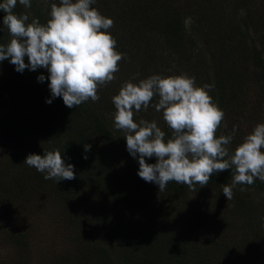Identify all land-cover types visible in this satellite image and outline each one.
Wrapping results in <instances>:
<instances>
[{"label": "trees", "instance_id": "obj_1", "mask_svg": "<svg viewBox=\"0 0 264 264\" xmlns=\"http://www.w3.org/2000/svg\"><path fill=\"white\" fill-rule=\"evenodd\" d=\"M59 2L31 0L30 8L17 3L13 11L46 23L51 4ZM91 7L114 21L108 32L123 54L119 68L134 83L153 74L190 73L199 79L207 55L209 93L224 112L216 136L232 134L235 126L227 145L234 154L247 127L259 123L258 111L264 113V25L254 16L264 15L263 0H95ZM4 15L0 10V44L7 45ZM41 74L43 82L37 79ZM114 75L98 90L99 100L68 108L62 97L46 102L51 98L46 69L17 72L9 60L0 61V140L7 148L0 150L7 152L0 159V191L30 197L34 182H53L82 228L79 264H264V182L237 184L228 201L222 189L231 185L233 169L214 173L195 191L169 182L160 192L145 182L138 156L128 152L125 133L115 128L112 97L122 76ZM157 102L134 110V121L155 120L166 142L173 133L152 106ZM57 149L65 164L74 165L75 179L46 180L24 163L29 154ZM22 243L17 245L28 246ZM58 262L70 264L66 256Z\"/></svg>", "mask_w": 264, "mask_h": 264}, {"label": "clouds", "instance_id": "obj_2", "mask_svg": "<svg viewBox=\"0 0 264 264\" xmlns=\"http://www.w3.org/2000/svg\"><path fill=\"white\" fill-rule=\"evenodd\" d=\"M17 3L31 7V0H2L0 10L5 13L3 25L11 37L7 45L0 44V61L9 60L17 72L39 68L48 72V88L52 99L62 97L68 108H74L91 99L99 100L98 88L115 79L118 62L123 54L116 50V40L108 32L114 21L91 7L95 0H60L51 4L46 23L29 14H16ZM187 24V21H186ZM25 57L28 63H25ZM43 82V74L37 77ZM211 84L197 86L195 78L181 73L161 76L153 74L138 83L125 82L112 97L116 112L114 124L125 133L128 152L138 156V175L145 182L155 183L163 192L169 182L206 186L214 173L233 169L231 185L222 192L233 198L237 184L251 185L254 178L264 182V123H258L243 142L229 154L230 135L216 136L224 112L209 94ZM152 105L172 130L165 142V132L155 120L134 121V110H147ZM85 151L90 145H84ZM156 158L147 163L145 158ZM227 157V158H226ZM87 159V156H84ZM24 163L44 173V179H75L74 165L65 164L61 152L47 151L44 155L29 154ZM241 191H245L241 188Z\"/></svg>", "mask_w": 264, "mask_h": 264}, {"label": "rangeland", "instance_id": "obj_3", "mask_svg": "<svg viewBox=\"0 0 264 264\" xmlns=\"http://www.w3.org/2000/svg\"><path fill=\"white\" fill-rule=\"evenodd\" d=\"M241 14H244V11H241ZM259 14H263V11L260 10ZM254 16L264 25V15L258 17L254 14ZM202 47L203 44L200 43V48ZM205 61L199 71V79L194 74L187 73L195 78L197 86L209 84L210 81L207 55H205ZM118 65L121 66V62ZM140 69L137 65L135 71ZM125 71L123 67L115 73L117 76H122V85L132 81L128 76L130 72L123 76ZM253 86L254 83L251 84L252 89ZM252 93L250 91L248 94ZM258 114H261L258 122L264 123L263 111L259 110ZM256 125L252 128L247 127L246 135ZM3 141L4 139L0 140V150L7 149ZM6 155L7 152H4L0 159L4 160ZM28 190L32 192L30 197L19 195V191H14L7 196L5 192L0 191V264H53V262L61 264L58 259L62 256H66L70 264H79L82 259L80 255L82 228L77 225L73 217L69 216L66 210L68 204L63 201V194L57 192L53 182L44 185L34 182ZM18 241L23 242L22 245L27 243L28 246L19 247Z\"/></svg>", "mask_w": 264, "mask_h": 264}]
</instances>
